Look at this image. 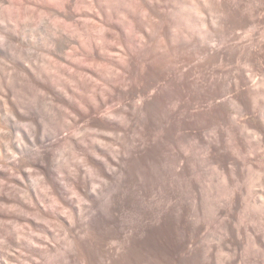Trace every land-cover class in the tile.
Wrapping results in <instances>:
<instances>
[{
  "label": "clouds",
  "instance_id": "obj_1",
  "mask_svg": "<svg viewBox=\"0 0 264 264\" xmlns=\"http://www.w3.org/2000/svg\"><path fill=\"white\" fill-rule=\"evenodd\" d=\"M0 264H264V0H0Z\"/></svg>",
  "mask_w": 264,
  "mask_h": 264
}]
</instances>
